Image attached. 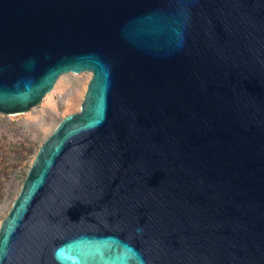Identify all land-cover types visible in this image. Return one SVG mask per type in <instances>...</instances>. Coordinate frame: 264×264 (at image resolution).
I'll use <instances>...</instances> for the list:
<instances>
[{"label": "water", "instance_id": "obj_1", "mask_svg": "<svg viewBox=\"0 0 264 264\" xmlns=\"http://www.w3.org/2000/svg\"><path fill=\"white\" fill-rule=\"evenodd\" d=\"M0 264H264V0H0V112L66 72Z\"/></svg>", "mask_w": 264, "mask_h": 264}, {"label": "rangeland", "instance_id": "obj_2", "mask_svg": "<svg viewBox=\"0 0 264 264\" xmlns=\"http://www.w3.org/2000/svg\"><path fill=\"white\" fill-rule=\"evenodd\" d=\"M91 73H63L29 110L0 112V224L18 195L40 145L61 119L80 110Z\"/></svg>", "mask_w": 264, "mask_h": 264}]
</instances>
